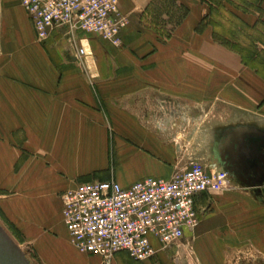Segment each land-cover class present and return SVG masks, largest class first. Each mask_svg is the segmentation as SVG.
Wrapping results in <instances>:
<instances>
[{"label":"crops","instance_id":"obj_1","mask_svg":"<svg viewBox=\"0 0 264 264\" xmlns=\"http://www.w3.org/2000/svg\"><path fill=\"white\" fill-rule=\"evenodd\" d=\"M244 1L251 7L248 13H234L251 28L260 17L257 11H264V0ZM178 3L188 15L174 30L171 42L182 41L183 46L179 50L170 46L168 55L162 52L161 62L142 58L144 48L135 45L138 36L128 30L129 25L121 33L119 48L65 28L55 29L41 46L20 0H0V58H7L9 80L7 94L0 89V190L16 193L6 210L22 229L50 232L40 247L49 264H101L99 257L80 254L69 243L61 222L63 192L92 181H114L127 188L146 178H170L178 149L170 135L159 134L156 127L161 103L168 101L167 107L221 103L247 114H264V104L259 108L264 82L211 41L210 33L191 41L208 6L198 0ZM79 47L86 52L84 63L77 59ZM83 68L90 69L92 80ZM114 72L122 75L121 87L115 84V90H109L115 96L122 89L126 96L132 87L141 90L138 82L148 73L152 84L162 85L171 97H109L106 88L117 81ZM95 86L104 96L96 97ZM236 120L205 128L204 151L198 156L210 167L222 169L220 158L229 149L223 151L220 145L230 131L264 130ZM229 179L232 190L195 200L200 222L184 239L202 262L217 260L212 250L213 256L205 258L206 247L224 253L221 247L239 248L257 238L264 246L263 198ZM186 249L159 251L144 262L120 252L112 264H189Z\"/></svg>","mask_w":264,"mask_h":264},{"label":"built area","instance_id":"obj_2","mask_svg":"<svg viewBox=\"0 0 264 264\" xmlns=\"http://www.w3.org/2000/svg\"><path fill=\"white\" fill-rule=\"evenodd\" d=\"M118 1L20 0V5L39 42L65 28L119 48L129 19ZM76 50L84 63L85 50ZM178 155V166L167 180L146 178L127 188L114 181H92L63 192L61 222L71 246L80 254L99 257L101 264H112L120 252L144 262L159 251L188 248L185 233H193L200 222L196 198L222 192L231 183L226 172L210 167L192 151L182 152L179 146Z\"/></svg>","mask_w":264,"mask_h":264},{"label":"rangeland","instance_id":"obj_3","mask_svg":"<svg viewBox=\"0 0 264 264\" xmlns=\"http://www.w3.org/2000/svg\"><path fill=\"white\" fill-rule=\"evenodd\" d=\"M179 0H119L118 7L122 14H124L129 19V27L128 30L133 32L138 36V41L135 45L143 47V56L144 60L154 59L155 61H163L165 57L164 54L168 55L165 51L170 46L177 48H181L183 46L182 41H174L171 42V38L174 30L183 22L181 18L188 15V10L185 6H182L178 3ZM202 3V0H198ZM215 1V0H208ZM223 3L226 10L232 11H241L236 10L232 6L234 4L246 6L244 11L247 12L251 7H247V2L244 0H218ZM228 2V3H227ZM204 3V2H203ZM206 4V3H205ZM207 5V4H206ZM208 6V5H207ZM241 7V6H240ZM242 8V7H241ZM259 13L258 23H261L259 27L260 31L264 32V11H257ZM210 14V8L207 7V14L203 18V20L195 25L193 32L191 33V41L196 35L201 33H210V39L215 44L219 45L213 39V29L210 26L211 21L209 19H205ZM184 18V20H185ZM220 19L222 23H224L223 17L221 14L213 17V20ZM243 22V21H242ZM220 29V28H219ZM208 31V32H207ZM221 31V30H220ZM191 41L187 42L190 43ZM36 43L43 46L42 42H39L36 39ZM192 43V42H191ZM243 45H247L246 42H241ZM186 44V45H187ZM221 46V45H219ZM224 48L223 46H221ZM259 51H262V46L259 45ZM229 51L228 49L224 48ZM139 52V51H138ZM164 54H163V53ZM235 59H238L235 53L229 51ZM141 56L140 52L138 53V58ZM157 56V57H156ZM141 58V57H140ZM240 60V58H239ZM241 62V60H240ZM7 58L6 56H2L0 58V89L1 93L4 95L7 94L8 90V71H7ZM241 65L243 66L242 62ZM244 67V66H243ZM246 68V67H244ZM87 76L92 80V72L90 69L83 68ZM249 72H251L253 77L258 78L263 81L262 78L257 76L254 71L249 68H246ZM27 72H31L28 69ZM247 72L245 71V74ZM148 77L144 78L143 81L138 82V86L141 90L135 92V88L132 87L128 91V95L126 96V89H122L120 91V95L115 96L114 92H110L109 90H115V84H118L117 88L121 87L120 75L118 72H114V86L108 87L107 92H109V97H171L163 90L162 85H154L152 84L151 76L148 73H145ZM250 75V80L253 78ZM29 79V78H27ZM94 81V80H93ZM31 81L29 80V84ZM140 84V85H139ZM135 85V84H133ZM98 86V85H97ZM97 86H95V94L96 97H101L103 94H100ZM6 92V93H5ZM116 92V91H115ZM135 92V93H133ZM133 93V94H131ZM113 94V95H112ZM104 96V95H103ZM4 97V96H2ZM215 97V96H213ZM163 102V101H161ZM168 101L164 104L161 103L159 110L158 120L155 121L157 123V132L161 135H170V141L174 144L177 149L179 146L182 147V152H190L199 155L204 150L202 140L204 139V130L209 127L213 123H226L231 120H236L239 122L250 121L255 123L257 126H264V114L258 113L259 111H255L253 114H247L242 110H238L236 108L218 103L212 105L211 103L203 104V105H193V104H174V106L167 107ZM170 104H172L170 102ZM264 101L259 105L263 106ZM258 108V110H259ZM155 125V123H154ZM203 131V132H202ZM201 141V142H200ZM178 151H177V161H178ZM173 166V170L175 171L178 166V162ZM233 187H230L222 192L214 193V194H206V196L213 197L219 196L226 191L232 190ZM15 192L8 190H0V226L7 233V235L13 240V242L21 249L24 253L26 259L30 264H49V262L45 259V255L42 254L40 247L44 244L45 239L50 238V232L46 229L41 228H33L32 230H24L22 227L15 222L11 215L6 210V205L8 203L15 202L16 197ZM61 197V195H60ZM59 197V200L61 198ZM257 240V241H256ZM256 240H250L248 243L243 246L237 247H221L222 249H226V252L222 253L221 250H217L214 247H206L207 252H205V258L209 256H213V252H215L216 261L212 262L211 260H205L202 262L198 259V256L195 252L192 251V246L185 250V254L187 256V262L189 264H264V246H260L258 243V238ZM43 243V244H42ZM261 244V243H260ZM262 245V244H261ZM219 248V249H221ZM263 248V249H262ZM212 250V251H210ZM228 250V251H227ZM212 255H211V254ZM210 257V258H211ZM206 258V259H207ZM51 264V262H50Z\"/></svg>","mask_w":264,"mask_h":264},{"label":"water","instance_id":"obj_4","mask_svg":"<svg viewBox=\"0 0 264 264\" xmlns=\"http://www.w3.org/2000/svg\"><path fill=\"white\" fill-rule=\"evenodd\" d=\"M220 146L223 151L229 149L220 158L221 170L251 189L256 197L261 194L264 202V130L237 128L228 133ZM0 264H30L1 226Z\"/></svg>","mask_w":264,"mask_h":264},{"label":"trees","instance_id":"obj_5","mask_svg":"<svg viewBox=\"0 0 264 264\" xmlns=\"http://www.w3.org/2000/svg\"><path fill=\"white\" fill-rule=\"evenodd\" d=\"M202 2L210 8V14L205 19L211 21L210 26L213 29L215 42L239 56L244 67L251 69L264 80V32L259 30L261 23L256 22L249 28L235 13L226 10L222 2L218 0H202ZM232 6L236 10H246L244 9L246 6L234 4ZM218 13L223 17L224 23L220 19L213 20ZM184 18L185 16L181 18L182 21ZM241 42H246L247 45ZM259 45L262 46V51H259Z\"/></svg>","mask_w":264,"mask_h":264},{"label":"flooded vegetation","instance_id":"obj_6","mask_svg":"<svg viewBox=\"0 0 264 264\" xmlns=\"http://www.w3.org/2000/svg\"><path fill=\"white\" fill-rule=\"evenodd\" d=\"M254 173V172H253ZM253 176H254V174H253ZM252 177V176H251ZM260 197H262L263 198V196L260 194Z\"/></svg>","mask_w":264,"mask_h":264}]
</instances>
